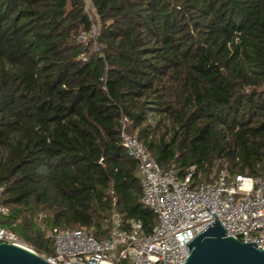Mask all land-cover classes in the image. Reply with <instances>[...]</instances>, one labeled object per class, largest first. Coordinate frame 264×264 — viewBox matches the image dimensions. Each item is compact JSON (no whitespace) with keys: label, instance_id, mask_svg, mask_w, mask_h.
<instances>
[{"label":"trees","instance_id":"trees-1","mask_svg":"<svg viewBox=\"0 0 264 264\" xmlns=\"http://www.w3.org/2000/svg\"><path fill=\"white\" fill-rule=\"evenodd\" d=\"M89 2L96 51L83 0H0V227L44 257V229L150 232L123 116L161 169L264 175V0Z\"/></svg>","mask_w":264,"mask_h":264},{"label":"built area","instance_id":"built-area-1","mask_svg":"<svg viewBox=\"0 0 264 264\" xmlns=\"http://www.w3.org/2000/svg\"><path fill=\"white\" fill-rule=\"evenodd\" d=\"M83 11L89 18L93 15L89 0H83ZM95 34L91 24L78 39L84 41ZM232 40L237 42V32ZM79 57L85 59L83 53ZM155 119L150 117L148 123L152 125ZM120 123V143L137 163L140 201L154 213L155 223L145 233L139 219H128L121 226L112 214L107 229L102 225L107 233L101 238L83 227L50 228L47 236L52 240V252L44 257L49 263L181 264L187 255L185 243L214 220L212 213L226 236L264 249V175L230 173L219 159L203 179L195 164L161 169L136 134L126 131V117H121ZM6 212L7 207L0 203V214ZM0 241L24 244L3 227Z\"/></svg>","mask_w":264,"mask_h":264},{"label":"water","instance_id":"water-1","mask_svg":"<svg viewBox=\"0 0 264 264\" xmlns=\"http://www.w3.org/2000/svg\"><path fill=\"white\" fill-rule=\"evenodd\" d=\"M212 215L214 220L185 243L187 255L181 264H264L263 248L226 236V230ZM0 264L51 263L24 244L0 241Z\"/></svg>","mask_w":264,"mask_h":264},{"label":"rangeland","instance_id":"rangeland-1","mask_svg":"<svg viewBox=\"0 0 264 264\" xmlns=\"http://www.w3.org/2000/svg\"><path fill=\"white\" fill-rule=\"evenodd\" d=\"M91 17H93L94 18V23H92V25L94 26V32L96 33L97 31H98V28H97V24H96V22H95V17H94V15H92ZM95 36H96V34H95ZM95 36L94 35H89L88 37H86L85 39H84V41H81L82 43H84V44H90L89 46H90V51H96L98 48H99V46H98V44L95 42ZM89 42V43H88ZM160 118V117H159ZM157 120H158V118H157ZM156 120V121H157ZM169 122L166 120V119H163L162 120V122H161V125L158 127V130L156 131V134H159L160 132H162L163 131V129L165 128V127H169ZM47 231H48V229H44V235L45 236H47ZM26 246H28L29 248H31L32 249V247L31 246H29V245H26ZM33 250V249H32ZM39 254V253H38ZM41 255V254H40ZM41 256H43V255H41ZM44 257V256H43Z\"/></svg>","mask_w":264,"mask_h":264},{"label":"bare ground","instance_id":"bare-ground-1","mask_svg":"<svg viewBox=\"0 0 264 264\" xmlns=\"http://www.w3.org/2000/svg\"><path fill=\"white\" fill-rule=\"evenodd\" d=\"M101 264H103V262H101Z\"/></svg>","mask_w":264,"mask_h":264}]
</instances>
